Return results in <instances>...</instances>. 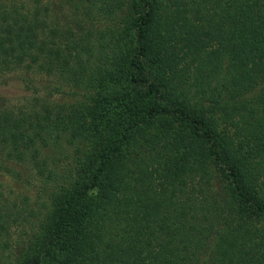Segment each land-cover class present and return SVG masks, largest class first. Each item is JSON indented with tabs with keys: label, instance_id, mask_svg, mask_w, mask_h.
Listing matches in <instances>:
<instances>
[{
	"label": "trees",
	"instance_id": "obj_1",
	"mask_svg": "<svg viewBox=\"0 0 264 264\" xmlns=\"http://www.w3.org/2000/svg\"><path fill=\"white\" fill-rule=\"evenodd\" d=\"M43 1L0 0V75L76 92L0 96V172L55 183L7 264H264V0Z\"/></svg>",
	"mask_w": 264,
	"mask_h": 264
},
{
	"label": "rangeland",
	"instance_id": "obj_2",
	"mask_svg": "<svg viewBox=\"0 0 264 264\" xmlns=\"http://www.w3.org/2000/svg\"><path fill=\"white\" fill-rule=\"evenodd\" d=\"M44 2L48 3L51 9L57 6V0H44ZM66 12L64 10L63 15ZM58 14L62 15V11ZM61 85L63 86L62 92L64 93L54 94L49 99L58 104L68 105L75 98L70 95L76 91L73 89L71 91L58 78L54 76H38L31 72L13 71L0 75V96L5 100L4 106L13 111L21 109L26 112L32 108L35 99L38 101L46 99V94L49 92L48 89L50 87ZM70 154L71 152L68 147L63 146L45 151L41 157L47 158V167L51 172L55 173V176L59 177L64 174V170L71 164ZM7 165L16 173V176L0 172V206H6L11 210H19L22 213V217H25L27 221L20 223V220H17L16 226H12L9 229L8 235L3 237V241L0 240V264H7L9 262V251L15 252L12 246L19 240L21 232L23 230L27 231L31 224L35 223L36 218L39 216L43 199H45L47 193L51 190V186L55 184L52 181L45 183L43 177L38 176L34 171L25 166L11 163H7ZM23 208L27 213L22 212ZM6 238L7 249H4L1 248V245Z\"/></svg>",
	"mask_w": 264,
	"mask_h": 264
}]
</instances>
